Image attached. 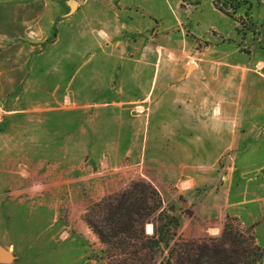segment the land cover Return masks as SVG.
<instances>
[{
  "label": "rangeland",
  "instance_id": "374dc122",
  "mask_svg": "<svg viewBox=\"0 0 264 264\" xmlns=\"http://www.w3.org/2000/svg\"><path fill=\"white\" fill-rule=\"evenodd\" d=\"M74 1L95 22L93 0ZM98 1L110 12L109 34L120 14L130 17L133 57L120 83L114 71L88 70L85 90L50 92L46 71L22 103L0 107L6 162L18 160L28 180L8 193L13 213L0 225V246L14 260L0 264H110L120 251L101 242L83 215L140 179L180 219L171 244L219 240L230 223L264 254V0H241L234 17L213 0ZM147 78V100L120 103L134 91L143 95L138 83ZM51 94L70 100L51 102ZM79 96L87 100L85 120L73 102ZM79 162H86L80 171ZM146 232L154 234L152 222ZM168 251L162 243L155 264Z\"/></svg>",
  "mask_w": 264,
  "mask_h": 264
},
{
  "label": "crops",
  "instance_id": "0c3cea01",
  "mask_svg": "<svg viewBox=\"0 0 264 264\" xmlns=\"http://www.w3.org/2000/svg\"><path fill=\"white\" fill-rule=\"evenodd\" d=\"M90 6L95 8L94 13L98 15L95 22H88L84 14L81 16L82 6L78 2L74 8H70L64 0H0V107L7 103H22L28 88L31 91L37 89L46 71L50 72V92L55 87L66 88L68 92L73 91L70 88L75 86L85 90L88 70L100 72L106 68L114 71L113 77L120 83L131 65L129 59L133 57L126 38L131 27L127 21L130 17L125 15L124 18L120 14L115 34L111 35L108 33L110 12L101 9L98 0L91 1ZM116 7L121 13L128 6ZM138 85L143 88V95L133 90L128 98L121 97L120 103L147 100L151 79L147 78L146 82ZM51 95V102L64 103L67 97L70 100L69 95ZM73 102L78 103L79 109L85 108L82 116L78 111L79 119L85 120L87 100L79 96ZM95 104L97 106V101ZM13 112L19 113L20 110ZM97 113L95 110V117ZM50 114L53 115L52 112ZM147 117L150 120V115ZM78 130L86 132V122H80ZM165 134L171 135V131ZM6 136L7 129L0 127V141ZM5 140V143L0 142V225L6 223L8 213H13V208L6 206L8 193L16 195L28 182L19 174L18 160L6 162L8 148ZM14 145L21 148L22 143L16 142ZM68 163L71 164L63 162L64 169L69 166ZM85 163L79 162L77 169L83 170Z\"/></svg>",
  "mask_w": 264,
  "mask_h": 264
},
{
  "label": "trees",
  "instance_id": "16d2710c",
  "mask_svg": "<svg viewBox=\"0 0 264 264\" xmlns=\"http://www.w3.org/2000/svg\"><path fill=\"white\" fill-rule=\"evenodd\" d=\"M213 3L230 17L243 4L241 0H213ZM83 219L101 242L120 251L119 256L113 255L110 264H155L156 251L162 243L169 251L167 259L159 264H263L261 248L230 223L219 240L171 244L180 219L163 208L160 190L147 179L135 180L125 189L95 202ZM150 222L154 225L152 235L146 232V224Z\"/></svg>",
  "mask_w": 264,
  "mask_h": 264
},
{
  "label": "water",
  "instance_id": "95a60500",
  "mask_svg": "<svg viewBox=\"0 0 264 264\" xmlns=\"http://www.w3.org/2000/svg\"><path fill=\"white\" fill-rule=\"evenodd\" d=\"M69 3L71 4V6H75V4H76V2L74 0H70ZM150 230L152 231V227L148 231H150ZM13 260H14V258H13V255L11 254V252L0 246V262L10 263Z\"/></svg>",
  "mask_w": 264,
  "mask_h": 264
}]
</instances>
